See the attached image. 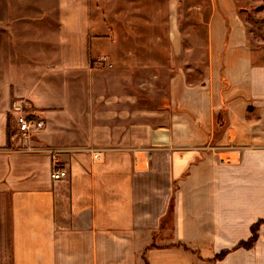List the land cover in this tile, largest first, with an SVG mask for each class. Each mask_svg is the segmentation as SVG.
<instances>
[{
  "label": "crops",
  "instance_id": "1",
  "mask_svg": "<svg viewBox=\"0 0 264 264\" xmlns=\"http://www.w3.org/2000/svg\"><path fill=\"white\" fill-rule=\"evenodd\" d=\"M97 5L0 0V264H264V60L234 0L201 20V78L159 99L138 73L171 70L175 17L157 48ZM22 103L44 120L29 142Z\"/></svg>",
  "mask_w": 264,
  "mask_h": 264
},
{
  "label": "rangeland",
  "instance_id": "2",
  "mask_svg": "<svg viewBox=\"0 0 264 264\" xmlns=\"http://www.w3.org/2000/svg\"><path fill=\"white\" fill-rule=\"evenodd\" d=\"M92 1L100 5L101 2L106 0ZM120 2L124 4L120 6ZM234 2L237 11L240 12V18L245 27L249 44L253 49H256L259 58L264 60V0H234ZM117 3L119 7L116 6ZM128 3L129 0H108L107 6L109 10L112 9L111 6H113L114 9H119V13L121 11V14H119L117 10H114L113 15L123 16L124 21H121L122 24L126 22V16L129 15L133 19H135V17L138 19L140 23L137 24V27L134 28V30L129 29L126 31H129V33L133 35L135 41L140 39V43L141 41L145 43V41H150L155 37L156 47H164L165 40H163V35L169 31L171 17H175V21H172V30L173 32L176 30V43H172L171 49L172 68L169 70L161 66L156 67L153 71L141 70L138 73V80L143 82L141 86L145 85L144 91L150 90L151 88L148 89L146 86H152L153 83L154 87L151 89L152 94L155 93L156 99H159L160 94L163 93V88L165 85L167 86L169 76L174 74H182L187 82L198 81L204 72L206 63L205 23L201 22V20H205L209 12L210 0H134L132 3L134 7L130 10H128V7H130L127 6ZM97 10L99 9L97 8ZM123 26L126 28L128 25L125 24ZM123 34L124 32L121 33L120 36ZM160 39L162 41H159ZM25 108H27V106L24 103L16 106L15 109L13 108V112H16V114L14 118L12 117V122L8 120V125L10 126L9 131L13 132V134L15 133V141H17L16 134L18 130V125L15 120L17 117L16 115L20 112H29L28 108L26 110ZM43 128L44 123L42 127L33 134L31 139L29 138L27 141H32V138L37 137ZM95 153H97L96 150L92 151V155ZM97 154L99 156V153ZM55 168H53L51 172ZM257 223H259V221L255 224ZM171 233L172 231H168L167 229L166 231L158 232L157 236L160 235V238H168L172 235ZM255 234L254 241L257 238V229L254 235ZM252 235L253 232L251 229V236ZM157 236L155 235V241L159 240L156 238ZM141 264L144 263L142 262Z\"/></svg>",
  "mask_w": 264,
  "mask_h": 264
},
{
  "label": "built area",
  "instance_id": "3",
  "mask_svg": "<svg viewBox=\"0 0 264 264\" xmlns=\"http://www.w3.org/2000/svg\"><path fill=\"white\" fill-rule=\"evenodd\" d=\"M16 124L18 130L16 134V140L19 142H27V140L33 136V134L42 127L44 121L31 113L25 111V113H18L16 115ZM94 158H99L98 154H93ZM67 175L66 170L62 168H55L51 173L50 177L53 179H59Z\"/></svg>",
  "mask_w": 264,
  "mask_h": 264
},
{
  "label": "trees",
  "instance_id": "4",
  "mask_svg": "<svg viewBox=\"0 0 264 264\" xmlns=\"http://www.w3.org/2000/svg\"><path fill=\"white\" fill-rule=\"evenodd\" d=\"M260 222H262V220L259 221V223L254 224V225L252 226L251 229H252L253 235H252L248 240L240 242V243H239V246H243V247H246V248L251 247V245H252V243H253V241H254V239H255V236H256V234L254 235V233H255V231H256L258 225L260 224ZM223 254H224V252H221V253H220L219 255H217V256H218V257H219V256L221 257ZM144 264H146V262H144Z\"/></svg>",
  "mask_w": 264,
  "mask_h": 264
}]
</instances>
